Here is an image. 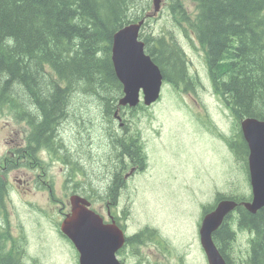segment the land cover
Instances as JSON below:
<instances>
[{"label":"trees","instance_id":"1","mask_svg":"<svg viewBox=\"0 0 264 264\" xmlns=\"http://www.w3.org/2000/svg\"><path fill=\"white\" fill-rule=\"evenodd\" d=\"M192 1V15L182 0H168L165 9L179 28L181 22L187 24L203 50L212 88L236 121V132L226 140L247 170L248 147L239 121L264 119V0ZM149 4L150 0H0V111L26 124L23 153L17 154L21 148L15 150L23 164L40 165L44 150L52 152L50 160L65 159L57 151L64 125L74 122L77 126L84 119L73 111L74 101L85 106L84 98H92L104 123L112 115L114 101L122 92L110 58L113 34L143 17ZM147 23L140 32L146 53L166 82L188 88L191 76L176 37L167 34L166 28L146 32ZM111 129L103 131L109 145L115 139L116 151L109 149L99 158L107 162L111 154L118 159L123 155L141 164L146 154L138 138L120 143L118 137L110 139ZM14 166L8 157L0 158V264H26L25 233L22 225L18 234L12 231L4 201L10 185L5 184L7 174ZM99 184L90 181L87 186L93 190ZM223 197L217 193L215 200ZM236 227L250 236L244 256L234 257L231 252ZM213 240L228 264H264V205L255 212L238 205L237 214L224 219Z\"/></svg>","mask_w":264,"mask_h":264},{"label":"rangeland","instance_id":"2","mask_svg":"<svg viewBox=\"0 0 264 264\" xmlns=\"http://www.w3.org/2000/svg\"><path fill=\"white\" fill-rule=\"evenodd\" d=\"M182 1L192 15L194 2ZM181 25L179 28L171 20L164 6L146 26V32L158 33L161 28H166L167 34L176 37L187 59L192 88L165 82L157 102L129 117L133 131L140 132L137 141L146 153L147 166L129 180L121 199L130 211L132 228L145 224L158 226L178 249L188 252V264H203L201 251L193 247V243L200 247L196 220L202 215L203 205L212 204L217 193L243 198L251 193V189L245 163L238 156L237 159L230 151L228 141L219 135L235 133L236 121L212 88L203 50L187 24L181 22ZM88 98L82 102L85 106L74 101L73 111L82 113L84 119L79 117L82 123L77 126L67 122L63 134L69 153L75 150L82 158V167L76 177L80 186L86 188L90 181L104 184L102 179L111 166L105 159H99L110 145L103 131L100 107ZM78 105L81 107L77 108ZM110 121L116 124L113 119ZM26 129L24 122H17L0 111V158L8 157L15 165L7 174L5 184L9 182L10 185L4 197L12 231L18 234V226L22 225L27 239L26 264H77L73 250L55 228L62 220L61 211L68 210L69 198L64 193L70 188L73 175L65 186L66 166L60 159L50 160L42 153L40 155L47 163L35 167L23 164L13 152L17 144L25 140ZM92 198L101 200L95 201L98 206L107 201L95 195ZM248 239L249 234L236 227L231 244L234 257L246 254ZM157 249L165 252L161 245ZM158 254L156 252L149 259L143 257V264H158L163 259Z\"/></svg>","mask_w":264,"mask_h":264},{"label":"water","instance_id":"3","mask_svg":"<svg viewBox=\"0 0 264 264\" xmlns=\"http://www.w3.org/2000/svg\"><path fill=\"white\" fill-rule=\"evenodd\" d=\"M162 0H153L155 15ZM144 19L126 24L114 34L111 44V61L116 77L123 86L120 104L135 106L140 91L146 105L158 97L163 75L151 56L145 52V43L139 38ZM240 129L248 147V170L252 198L243 205L255 212L264 205V119L245 117L240 120ZM71 214L60 225V230L74 244L79 252V264H121L115 252L122 245V230L113 223H105L83 196H70ZM237 205L234 199H222L215 208L203 216L199 228L200 243L207 256L208 264H227L212 233L219 227L224 216Z\"/></svg>","mask_w":264,"mask_h":264},{"label":"flooded vegetation","instance_id":"4","mask_svg":"<svg viewBox=\"0 0 264 264\" xmlns=\"http://www.w3.org/2000/svg\"><path fill=\"white\" fill-rule=\"evenodd\" d=\"M122 95H123V87H122V92L119 95L118 99L114 101V106L112 108V115L108 118V120L105 119V123L103 122L104 120L103 118L101 121L103 128L107 129V131L109 127H112V129L110 130L111 133L110 139L112 137L114 138L118 137V141H120V143L124 142L127 139L131 141V138L134 136L138 138V134H140V132L133 131V127L130 125L131 119L129 117H132L133 113H137L140 109H142L139 108V105H141L142 103L140 104L138 103L135 106H130L129 104H125V105L120 104L119 99L122 97ZM142 100H143V93H142ZM111 119H113V121H116V124L112 123L110 121ZM106 120L110 123V125L106 123ZM90 141L92 140L90 139ZM113 141L114 142L111 141L110 149L111 151L114 152L116 151L115 139H113ZM24 143L25 141L22 142L20 141L17 144V149H20L21 146L23 147ZM63 143L65 145L64 149L63 150L58 149L57 151H59V154L61 156L65 157L64 160L58 158L60 159L62 164L66 166L65 169H67L64 171V177H63V179L65 180L64 183L65 186L68 183H70V180L73 175V180L70 184V188L65 190L64 193L65 195L68 196L69 201H68V210L65 212L61 211V215L63 219H65L71 214L72 205L70 204V196L72 195L84 196L90 202L89 207L95 210L97 213H99L105 223H113L122 230V233L124 235V240L122 245L115 252L116 257L120 260L121 264H143L142 262L143 257L149 259L150 256L152 255L155 256L156 252L159 253L158 255H161L163 258L158 262V264H188L187 262V258L189 255L188 252L182 251V249H178V247L175 246L173 241H171V239L167 235L161 233L162 230L158 226L145 224V225H137V228H132L130 211L125 205H123L121 194L123 193L124 188L127 187L129 180L133 178L135 175H138L145 170L147 166L145 160L143 162H140L141 164H138V162L134 163L127 156L121 155V159H118L119 156L111 154L109 157L112 156L113 158L110 159V161L107 160L108 162L111 163V166L106 171V174L102 179L104 180V184L100 183L99 184L100 187H97L92 190L86 187H81L80 186L81 183L77 181L78 179L76 177V174L78 170L80 171V166H81L80 159L82 158L78 153L75 152V150L74 153H69L68 147L66 146V141L64 139H63ZM63 143L60 145V147H62ZM18 152H20V150H18ZM18 152L17 154H22L23 150L21 149V153ZM13 153L15 154V152ZM90 153H93V151L91 150ZM42 154L46 155V158L49 157L50 159L52 152L44 150L42 151ZM46 158H43L45 161L44 163L48 162ZM70 167H71V171L68 172ZM115 172H119V175L114 176ZM47 186L49 187L50 184H47ZM110 194L112 195L109 196ZM93 195L102 198V200H107L106 203H104V205L99 203L98 206L95 201L97 200L101 201V200L99 199L95 200L94 198H92ZM235 212H237V208L235 209ZM196 221H197L196 226H198L197 238L198 240H200L199 227L201 224V220H196ZM55 228L59 232L61 238H63L69 244V246L71 247V249L75 254L77 264H79L78 262L79 254L75 249V247L73 246L72 242L59 231V223H56ZM158 245L163 246L165 252L158 250L157 249ZM193 247H195V249L198 247V249L201 251V253L199 252L201 263L204 264L205 262H207L206 255L201 244L199 247L197 246L196 243L195 244L193 243Z\"/></svg>","mask_w":264,"mask_h":264},{"label":"bare ground","instance_id":"5","mask_svg":"<svg viewBox=\"0 0 264 264\" xmlns=\"http://www.w3.org/2000/svg\"><path fill=\"white\" fill-rule=\"evenodd\" d=\"M64 147H65L64 143H63L62 147H60V145H58V149H60V150H63ZM19 258H20V257H19Z\"/></svg>","mask_w":264,"mask_h":264}]
</instances>
